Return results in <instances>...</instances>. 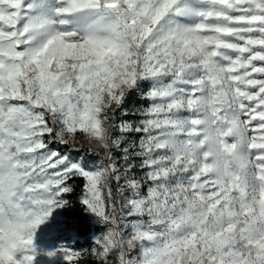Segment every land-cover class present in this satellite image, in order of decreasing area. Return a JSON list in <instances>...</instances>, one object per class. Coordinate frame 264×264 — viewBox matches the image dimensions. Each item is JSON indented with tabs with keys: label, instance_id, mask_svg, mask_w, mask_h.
Instances as JSON below:
<instances>
[{
	"label": "snow or ice",
	"instance_id": "1",
	"mask_svg": "<svg viewBox=\"0 0 264 264\" xmlns=\"http://www.w3.org/2000/svg\"><path fill=\"white\" fill-rule=\"evenodd\" d=\"M0 264H264V0H0Z\"/></svg>",
	"mask_w": 264,
	"mask_h": 264
},
{
	"label": "rangeland",
	"instance_id": "2",
	"mask_svg": "<svg viewBox=\"0 0 264 264\" xmlns=\"http://www.w3.org/2000/svg\"><path fill=\"white\" fill-rule=\"evenodd\" d=\"M81 242H83V241H81Z\"/></svg>",
	"mask_w": 264,
	"mask_h": 264
}]
</instances>
